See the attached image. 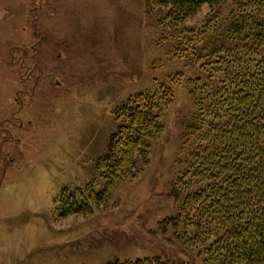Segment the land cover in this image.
I'll use <instances>...</instances> for the list:
<instances>
[{"label":"rangeland","instance_id":"obj_1","mask_svg":"<svg viewBox=\"0 0 264 264\" xmlns=\"http://www.w3.org/2000/svg\"><path fill=\"white\" fill-rule=\"evenodd\" d=\"M231 8L221 6L224 17ZM209 12L173 31L148 0H0V264H203L179 240L192 229L178 219L200 184L177 192L199 143L188 84L202 72L175 49ZM162 84L174 96L163 131L147 141L148 162L107 179L97 161L119 108ZM65 188L91 212L58 216Z\"/></svg>","mask_w":264,"mask_h":264},{"label":"trees","instance_id":"obj_2","mask_svg":"<svg viewBox=\"0 0 264 264\" xmlns=\"http://www.w3.org/2000/svg\"><path fill=\"white\" fill-rule=\"evenodd\" d=\"M226 1L232 8L224 17ZM148 6L164 11L160 24L173 31L210 7L200 26L183 31L175 49L202 72L188 84L199 108L192 128L199 143L185 162L189 181L177 192L200 186L184 197L178 219L192 234L179 240L197 246L203 264H264V0H148ZM173 96L162 84L121 105V124L97 161L107 179L129 176L139 158L148 162L147 141L163 131L161 112ZM66 191L58 216L91 212ZM90 192L103 201L105 192ZM107 264L171 263L144 258Z\"/></svg>","mask_w":264,"mask_h":264}]
</instances>
